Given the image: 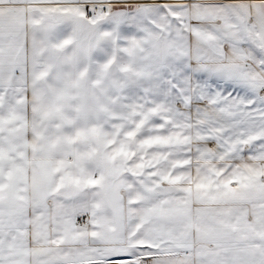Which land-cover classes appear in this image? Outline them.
Segmentation results:
<instances>
[{"label": "snow or ice", "instance_id": "obj_1", "mask_svg": "<svg viewBox=\"0 0 264 264\" xmlns=\"http://www.w3.org/2000/svg\"><path fill=\"white\" fill-rule=\"evenodd\" d=\"M0 264H264V0H0Z\"/></svg>", "mask_w": 264, "mask_h": 264}]
</instances>
